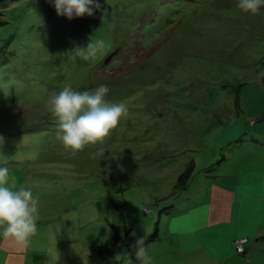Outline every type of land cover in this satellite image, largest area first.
<instances>
[{
  "label": "rangeland",
  "instance_id": "374dc122",
  "mask_svg": "<svg viewBox=\"0 0 264 264\" xmlns=\"http://www.w3.org/2000/svg\"><path fill=\"white\" fill-rule=\"evenodd\" d=\"M97 3L68 19L50 0H0V167L38 201L25 264H116L145 233L151 264H264V6ZM91 40L104 47L74 60ZM101 84L127 113L73 154L49 98ZM212 185L229 220L209 217Z\"/></svg>",
  "mask_w": 264,
  "mask_h": 264
},
{
  "label": "clouds",
  "instance_id": "9594fccd",
  "mask_svg": "<svg viewBox=\"0 0 264 264\" xmlns=\"http://www.w3.org/2000/svg\"><path fill=\"white\" fill-rule=\"evenodd\" d=\"M57 15L68 19L93 15L100 8L97 0H50ZM264 6V0H238V7L244 12L257 14ZM43 46V45H42ZM104 47L103 40H92L86 47L77 46L71 51L73 59L83 61L92 59ZM109 87L101 84L94 90L73 91L64 87L53 93L48 101V109L57 120L56 136L73 154L88 144L102 142L112 129H115L122 115L127 113L124 103L110 102L106 97ZM6 143L0 134V149ZM103 151V149H101ZM15 188V177H10L8 167H0V233L4 238H12L20 246H25L38 232V201L30 188ZM150 234L138 237L130 246L132 251H121L114 256L116 264H134L132 256L139 264H151L146 244ZM247 254V253H246Z\"/></svg>",
  "mask_w": 264,
  "mask_h": 264
},
{
  "label": "crops",
  "instance_id": "0c3cea01",
  "mask_svg": "<svg viewBox=\"0 0 264 264\" xmlns=\"http://www.w3.org/2000/svg\"><path fill=\"white\" fill-rule=\"evenodd\" d=\"M212 191L215 193L211 199L216 201L215 204L212 203L209 210V217L211 220L220 221L223 219H230L232 212L230 208L231 196L229 198L228 192L223 189H219L218 186L212 185ZM215 198V199H214ZM229 200V203H228ZM214 205V206H213ZM0 250L6 251V258L0 262V264H23V254H24V264H25V254L27 252L26 245L20 246L12 238H4L2 235L0 237Z\"/></svg>",
  "mask_w": 264,
  "mask_h": 264
},
{
  "label": "built area",
  "instance_id": "2783aa9c",
  "mask_svg": "<svg viewBox=\"0 0 264 264\" xmlns=\"http://www.w3.org/2000/svg\"><path fill=\"white\" fill-rule=\"evenodd\" d=\"M245 242H246V238H238L233 240V245L235 246L236 252L238 253L245 252V247H244Z\"/></svg>",
  "mask_w": 264,
  "mask_h": 264
},
{
  "label": "trees",
  "instance_id": "16d2710c",
  "mask_svg": "<svg viewBox=\"0 0 264 264\" xmlns=\"http://www.w3.org/2000/svg\"><path fill=\"white\" fill-rule=\"evenodd\" d=\"M241 238H245V237H241ZM247 242H248V240H247V238H246V242L244 243L245 250L247 249L246 246H245V244H246ZM234 249H235V246H234ZM235 251H236V249H235ZM237 253H238V252H237ZM246 253H247V251L244 252V253H238V254L243 255V256H246Z\"/></svg>",
  "mask_w": 264,
  "mask_h": 264
}]
</instances>
